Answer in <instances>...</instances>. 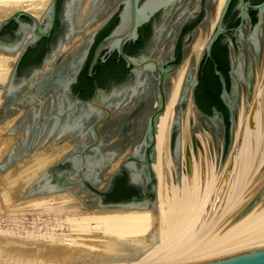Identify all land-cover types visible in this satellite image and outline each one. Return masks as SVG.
<instances>
[{
	"label": "water",
	"instance_id": "water-1",
	"mask_svg": "<svg viewBox=\"0 0 264 264\" xmlns=\"http://www.w3.org/2000/svg\"><path fill=\"white\" fill-rule=\"evenodd\" d=\"M180 1L64 0L62 9V21L65 23L64 33L59 37L56 46L43 56L38 66H33L28 73L21 75H18V67L26 51L39 39L48 37L54 28L58 0H52L40 17L26 10H16L0 20V52L12 55L15 50H20L5 84L0 85L3 88L0 97L4 96L0 104V122L5 117L14 115L21 107L24 108V112L2 133H11V138L9 150L0 160V180L7 187L12 200L60 192L68 188L89 211L115 207L148 208L156 205V176L151 167V162L155 165L154 138L158 128L156 123L159 122L158 117L162 115L170 94L171 76L177 72L190 46L185 57L177 67L175 66L174 72L169 74L170 67L166 66L160 57H154L148 52L132 55L124 51V45L136 40L139 36V28L159 12L162 13L163 20L172 21L171 26L175 29L194 16L199 9V5L196 4L192 10L180 12L172 19ZM231 1H224L214 28L196 63L199 67L203 51L205 58L211 57L212 46L219 35L228 30L235 31L237 51L234 46L229 51V88L226 86L223 74L215 69L221 84L219 97L228 112V124L223 113L216 107H213L211 112H206L196 101L197 92L194 90L199 83V78L197 71L195 77L191 78L194 63L192 53L178 100L173 107L174 115L170 128L169 146L171 158L174 160L179 159V121L185 107L189 85H191V97L195 105L196 117H199L202 127L211 135L216 162L219 148L216 136V133L219 135L218 122L222 123L223 130L220 162L233 140L240 81L245 86L246 107L252 97L254 71L251 53L258 61L264 38V0L257 3L239 0L237 4L239 24L229 29L224 26L223 19ZM114 5L120 7L118 21L97 43L89 64L88 74H93L94 65L99 58L104 60L101 52L107 49V52L115 51L124 60L133 73V80L118 87L113 86L109 92L95 85L91 97L81 103L79 112H76L78 98L72 106L65 108L61 99L55 104L54 95L50 91L56 94L58 87L66 83L65 77L68 78L69 72L66 76H63L61 72H56L54 61L59 57V60L57 59L59 67L65 66L69 70L73 69L76 60L85 50L86 43L92 42L96 33L113 16L112 7ZM248 9L256 11V20L249 23L247 33L244 34L242 27L250 16ZM184 10L185 8L180 9V11ZM211 17H213V11H207L199 22V25L204 26L200 27L202 33L207 31ZM11 22L16 24V27L12 29V35L9 28H5ZM163 26L164 22L155 24L153 34L155 41L160 38ZM194 30L196 31V28ZM191 41L193 40L191 39L188 44L192 43ZM163 46L165 48L166 45L162 44L160 48ZM244 48L248 52L247 58ZM29 59H26L23 64V69L33 62ZM149 75L154 78L152 85L156 102L143 123H141L142 119H135L136 117L128 121L130 130L134 126L142 125L144 127L142 135L135 136L129 134L130 130L123 132L117 128L109 132L104 131L106 122L119 119L141 101L143 93L151 86L147 82ZM167 76L169 81L166 87ZM73 77L71 80L76 76ZM122 91L128 93V96H123ZM116 94L122 95L123 98L122 96L114 98ZM53 105L59 108L58 111L49 110ZM193 134L192 131V141L195 145L196 138ZM63 139L69 140L73 146L28 184L24 191H21L26 182L34 177L35 171L44 165V161L50 159L51 154L60 149V146L57 148L51 146ZM127 146L130 149L119 165L108 172L109 165L121 155ZM123 171L127 174L128 183L139 189L140 193L106 201V192L112 185V179L122 174ZM263 193L264 186L232 220L249 209ZM177 264H264V241Z\"/></svg>",
	"mask_w": 264,
	"mask_h": 264
},
{
	"label": "bare ground",
	"instance_id": "bare-ground-1",
	"mask_svg": "<svg viewBox=\"0 0 264 264\" xmlns=\"http://www.w3.org/2000/svg\"><path fill=\"white\" fill-rule=\"evenodd\" d=\"M51 1L0 0V20L16 10L40 17ZM224 1L214 0L207 31L197 30L187 56L171 76L170 94L156 123L155 165L151 162L156 205L89 211L68 188L12 200L0 180V211L4 212L0 218V242L4 246H0V264H177L264 241V193L232 220L264 182V63L263 78L253 83L248 107L245 97L238 103L232 147L222 164L218 166L208 152L209 134L196 128L191 85L179 121V159H172L170 153L173 107L189 58L193 53L194 68ZM19 53L0 52V85L5 84ZM2 91L0 87V95ZM3 99L0 97V104ZM23 112L21 107L0 122V160L9 150L11 138V133L1 132ZM192 131L205 149L195 152ZM59 146L21 191L72 144L65 139L51 147ZM129 149L110 164L108 172L119 165Z\"/></svg>",
	"mask_w": 264,
	"mask_h": 264
},
{
	"label": "flooded vegetation",
	"instance_id": "flooded-vegetation-1",
	"mask_svg": "<svg viewBox=\"0 0 264 264\" xmlns=\"http://www.w3.org/2000/svg\"><path fill=\"white\" fill-rule=\"evenodd\" d=\"M249 1L251 3H257L261 0H249ZM238 2L239 0H232L229 5L226 15L223 19L224 26L226 28H229V29L234 28L239 24L240 19L238 16L239 14V8L237 7ZM63 3H64V0H58L57 17H56L55 25H54V28L51 34L48 37H43L39 39L32 47L29 48V49H32L31 51H29V49L26 51V53L24 54L26 56L25 57L23 56L25 59H23L22 57L20 61V64L18 67V75L26 74L30 71V69L33 66H38L41 63L43 56L46 53L50 52L51 49L56 46V43L59 37L64 33V30H65V23L62 21ZM196 4L199 5V9L198 11H196L195 15L187 19L181 26L175 27V29H173L171 26L172 21H169L168 19L163 20L162 13L159 12L155 14L152 17V19H150L147 23L143 24L139 28L138 38L134 41H129L124 45V51L132 55H138L142 52L151 53L152 56L154 57H160L166 63V66L170 67L169 74L174 72V69L182 61V59L185 57L189 49V46L191 43L188 44V42L191 39L193 40L197 30L200 29V27H204L202 25H199V22L202 20V18L207 13V11H210V10L213 11L214 0H181L180 3L178 4V7L175 11L174 16H172V19H174L180 12H187L189 10H192L196 6ZM183 8H185V10L180 11V9H183ZM112 10L114 11L113 16L96 33L93 41L92 42L88 41L86 43L85 50L82 52L79 59L76 60V63L73 69L69 70L68 67H65V66L59 67L57 65V63L59 62L58 61L59 57L57 58L58 60L56 59L54 61L55 62L54 67L56 68L55 69L56 72H61L63 76H66V73L69 72V75H67L68 78L65 77L66 83L58 87L59 90L57 91V93L55 94L53 91H50V93L52 92L51 94L54 95L55 104L57 103V100L61 99L62 100L61 102L65 108L67 106H72L75 100L78 98L79 102H77L76 104V107H77L76 112H79L81 103L84 101H87L93 94L95 85L109 92L113 86L118 87L122 85L123 83L133 80V73L130 71V68L126 66L124 60L120 58L115 51L107 52V49H104L101 52V56H104V60H101L99 58L94 65L93 74L92 75L88 74L89 64H90V61H91V58H92V55H93V52H94V49L97 43L100 41V39L105 34H107L110 31V29L118 21V12L120 11V7H117V5H114L112 7ZM248 12L250 16L245 21V25L242 27L244 34L247 33L249 23H252L256 20V17L254 19L256 11L252 9H248ZM161 22H164V26L162 27V30L160 31L161 36L160 38H158L157 41H155L153 39V34L155 30L154 26L156 23L160 24ZM7 28H9V31L12 35L13 28H10V27H7ZM195 28H196V31L194 30ZM162 44L166 45L165 48L164 46L163 48H160V45ZM233 46L235 47V50H236L237 49L236 34H235V31L228 30L227 32L219 35L216 41L214 42L212 46L210 58H205L204 51L202 52L201 56L203 57L201 59V63L199 67H197V64H196L193 68L194 71H197V75L199 78V83L195 86L194 91L197 92L199 89L201 78L204 75L205 66L207 65L208 62H212L214 73H215V69H218L224 76L223 70L226 69V73L228 76L229 51H230V48H233ZM243 50H244L245 57L247 58V54H248L247 49L244 48ZM251 54L254 55L253 53ZM28 58H30L29 59L30 62L32 61L33 62L29 63L30 65H28L26 69H23V64L26 62V59ZM224 59L228 63L227 66H222L223 63L221 62ZM74 72L76 73L74 74ZM72 75L73 76L75 75L76 77L74 76L75 77L74 78ZM71 76L74 79L71 80L72 78ZM168 76H167V81H166V87L169 81ZM228 79H229V76H228ZM152 81H154V78L152 75H149L147 77V82H149L151 86L143 93V97L141 101L138 104L136 103L132 107V109L128 113H126L124 116H121L117 120L106 122L104 124V131L109 132L115 128H117L118 130L121 129L123 132L126 130H130L128 121L134 117H136L135 119H140V120L142 119L141 123L144 122L147 114L150 112L153 104H155V101H156L155 96L153 94L154 88L152 85ZM229 85H230V80H229ZM229 85H227V82H226V86L228 88H229ZM220 91H221V84H220ZM121 94L125 97L128 96V93L124 91H122ZM122 95L116 94L114 95V98H119ZM195 98L197 101V96ZM106 103L108 102L106 101ZM213 107H216V106L212 104L211 109ZM58 109L59 108L53 105V107H51L49 110L56 112L58 111ZM143 131H144V127L142 125H138V126H134L129 131V134L138 136V135H142ZM120 181H123L124 186H128V187L136 189V192L129 193L127 197L140 193L139 189L133 187L132 185L128 183L127 174L125 171H123L122 174L117 175L112 179V185L109 188V190L106 192V196H105L106 201L119 199V198H115L114 195L115 193H117V187H118L117 185L120 183Z\"/></svg>",
	"mask_w": 264,
	"mask_h": 264
},
{
	"label": "trees",
	"instance_id": "trees-1",
	"mask_svg": "<svg viewBox=\"0 0 264 264\" xmlns=\"http://www.w3.org/2000/svg\"><path fill=\"white\" fill-rule=\"evenodd\" d=\"M255 19V16H254ZM15 28L16 24L14 22H11L8 26H5V28ZM32 49H29L31 51ZM26 55H24L25 57ZM23 57V59H25ZM221 62V61H219ZM221 63L222 66H227L228 63L224 59ZM210 65V66H209ZM212 62H208L205 66L204 75L201 78L200 86L197 91V102L200 105V107L206 111L211 112V105H215L218 110H220L225 118V121L228 124L227 118H228V112L225 107V105L222 103L219 94H220V81L218 79V76L213 71ZM224 76L226 78L227 85H229V79L226 73V69L223 70ZM117 193H115V198H125L128 196L131 192H136V189L124 186L123 181H120V183L117 185ZM123 187V188H122Z\"/></svg>",
	"mask_w": 264,
	"mask_h": 264
},
{
	"label": "rangeland",
	"instance_id": "rangeland-1",
	"mask_svg": "<svg viewBox=\"0 0 264 264\" xmlns=\"http://www.w3.org/2000/svg\"><path fill=\"white\" fill-rule=\"evenodd\" d=\"M252 58H253V61H252V66H253V71H254V76H253V83L255 84L256 82H258V80L259 81H261L262 80V78H263V72L261 71L262 70V66H263V63H264V38H263V42H262V46H261V50H260V54H259V58H258V61L256 60V58L252 55ZM257 71V72H256ZM259 71V72H258ZM195 73H196V71H194ZM258 73V74H257ZM239 102L241 101V97H242V99H243V97H246L245 96V86H244V83H242V81H240V83H239ZM237 119V118H236ZM3 120H5V118L3 119ZM2 120V121H3ZM197 123L199 124V125H196V128H197V130L198 131H200V132H204V131H206L208 134H209V142H208V144H207V149H208V152L210 153V154H213V156H214V158H215V153H214V147H213V142H212V138H211V135H210V133L206 130V129H204L203 127H202V124H201V122H200V120H199V117L197 118ZM202 127V128H201ZM218 128H219V135H218V133H216V136H217V140H218V144H219V148H218V156H217V165L219 166L220 164H222L224 161H225V159H226V157H227V155H228V153H229V150L231 149V145H232V143H233V140H232V143H231V145L229 146V148H228V150H227V152H226V154H225V156H224V158H223V160L220 162V159H221V151H222V141H223V130H222V123L221 122H218ZM235 128H236V121H235V123H234V131H235ZM5 132V130H3L2 132H1V134L2 133H4ZM3 135H5V134H3ZM194 136H195V134H194ZM195 138H196V140H195V145H194V147H195V152L196 151H199L200 149H205L204 147H203V144H202V142H201V140L197 137V136H195ZM191 142H192V144H193V141H192V137H191ZM72 146H73V144H72ZM72 146H70V148L72 147ZM128 147V146H127ZM126 147V148H127ZM126 148H124V149H126ZM110 166V165H109ZM108 170V169H107ZM264 186V182L263 183H261V185H259V188H257V189H255L254 190V194H256L262 187ZM253 194V195H254ZM252 195V196H253ZM251 196V197H252ZM246 204V203H245ZM244 204V205H245ZM243 205V206H244ZM242 206V207H243ZM241 207V208H242ZM4 212L3 211H0V218L2 217H4V214H3ZM29 214H31L30 212H27V215L28 216H30ZM0 241H3V240H0ZM2 242H0V244H1ZM3 244V243H2ZM2 244L0 245L1 247H4V246H2ZM0 247V248H1ZM10 249H11V247H9ZM7 249H8V247H7Z\"/></svg>",
	"mask_w": 264,
	"mask_h": 264
}]
</instances>
